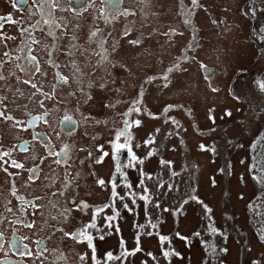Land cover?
<instances>
[{
	"label": "flooded vegetation",
	"instance_id": "obj_1",
	"mask_svg": "<svg viewBox=\"0 0 264 264\" xmlns=\"http://www.w3.org/2000/svg\"><path fill=\"white\" fill-rule=\"evenodd\" d=\"M155 1L0 0V112L4 114L0 116V154L10 153L0 159V264H75L67 260L66 255L72 254H67L58 242L80 245L85 251L89 249L86 242L78 243L64 233L78 231L83 224L91 221L95 208L113 203L110 200L111 182L114 180L118 185L122 178L116 168L129 161L127 148L116 153L109 141V150L96 156L94 164L107 157L111 159L113 172L108 179L96 173L82 178L74 171L72 175L43 171L52 161L58 165V170L65 168L72 157L73 143L70 139L80 129L85 140L88 129L92 131L104 125L107 131H111V141H114L116 130L123 128L124 121L128 120L132 136L130 147L133 148V133L138 128L134 121L139 120L145 125L155 115L148 108L146 110L145 104L151 84L163 88L170 75L179 71L182 73L186 66H192L194 58L197 59L199 17L212 30L216 3L212 6V0H197L196 4L192 0H171L168 5L166 0H158L154 14L152 5ZM220 1L228 4L226 16L232 11L242 18L251 16V12L244 10L246 0ZM165 3L168 6L166 10L170 12L161 15L160 10L164 8V12L162 4ZM173 10L176 21L179 20L176 25L184 28L186 43L178 46L179 54L170 66L163 65L156 72L137 80L146 68V60L139 50L137 54L131 51L142 45L146 51L151 40L150 33L162 38L166 28L158 22L151 28L149 23L164 20L161 16L172 14ZM238 15L236 18L240 20ZM176 33H171L164 43L171 42L173 45L175 36L179 34ZM160 60L158 58L156 66H160ZM147 67L152 68L150 64ZM168 69L172 70L169 72ZM206 69L196 68L197 75L204 77ZM118 74L126 76L119 86L116 81L110 80L114 79L112 75ZM165 75L166 81L163 79ZM152 77L155 79L148 83ZM254 101L255 105H259L264 100ZM50 102L54 111L48 109ZM70 104L73 107L69 108ZM107 104L110 105L108 109ZM164 107L160 108L162 120H165ZM133 108L140 111H129ZM75 110L73 116L72 111ZM105 112V117L95 118ZM49 115H55L52 125L47 122ZM191 129L200 136L210 133L200 132L194 124ZM57 135L64 139V143L56 149ZM93 135L98 138L100 134L94 131ZM119 142H124L123 137ZM255 154L246 148L244 164L252 162ZM13 160L23 167L13 166ZM5 168L7 171H4ZM98 179H103L105 186L99 185ZM94 189L101 194L103 190L107 192L104 201L100 194L93 197L87 193ZM79 190H84V200L77 199ZM92 197L97 201H89ZM73 200L77 205L81 201L86 202L89 207L84 211L75 210ZM29 202L39 207L33 208ZM117 203L118 200L113 207H104L96 215L97 229H101L105 217L111 216L104 215V212L113 214L114 210L123 211L122 205L118 209ZM137 206L136 202L133 207ZM67 209L71 211H64ZM36 214L41 215L52 232L59 236L58 242L37 236ZM89 232L98 241L96 237L100 231L89 229ZM54 245L60 254H53L51 247ZM95 248L96 255L98 251Z\"/></svg>",
	"mask_w": 264,
	"mask_h": 264
},
{
	"label": "rangeland",
	"instance_id": "obj_2",
	"mask_svg": "<svg viewBox=\"0 0 264 264\" xmlns=\"http://www.w3.org/2000/svg\"><path fill=\"white\" fill-rule=\"evenodd\" d=\"M212 1V6L216 3L213 29H209L206 22L199 17L195 62L192 66H186L182 73L179 71L170 75L166 87L159 89L151 84L145 104L146 110L148 108L155 115H152L145 125L138 126L137 132L133 133L132 143L133 153L143 159L144 163L125 167L129 159L120 164L121 173L124 175H121L116 188V191L124 196L125 192L129 191L124 184L130 183L131 191L137 194L138 206L133 207L131 197H126L123 202L117 199L118 209L122 203H128L133 211L129 212L123 208L117 219L112 222V228H108L106 221H103L96 237L98 241L94 239L98 251L96 264H264V240L260 238L264 230V185L245 172L246 165L241 159L245 146L251 150L255 148L257 159L256 163L251 165L250 172L256 177L264 176L261 171L264 169V141L261 137L264 135V104H254L256 99L264 100V90L258 83L264 82V4L261 0H246L244 10L257 11L255 18L247 19L251 16L242 18L235 11L226 16L228 4L220 0ZM157 2L158 0L152 5L154 14ZM166 3L169 5L171 0H166ZM166 3L162 4L165 10L163 12L164 8H161V15L170 12L166 10ZM173 12L174 10L172 14L161 16L164 19L162 21H149L151 28L155 22L166 28V37L163 34L162 39L150 33L151 40L146 51L143 45L131 51L137 54L139 50L141 57L146 60V68L137 76V80L156 72L163 65L170 66L179 54L178 46L186 43L184 28L176 25L179 20L176 21ZM237 15L240 20L236 18ZM229 26V32L224 33V29ZM146 31L150 32V29ZM258 31L260 34H257ZM171 33L177 34L175 43H164V39H169ZM178 41L180 43H177ZM158 58L162 61L161 67L156 66ZM147 64L152 68H148ZM202 67L209 70V75L205 78L197 75L196 68ZM243 72H246L247 77H244ZM112 76L114 79L110 80L116 81L117 86L120 81L126 79L122 74ZM169 105L173 107L165 112V120H162L163 113H160V108H168ZM71 107L73 104L69 105V108ZM48 109L55 110L51 102ZM77 110L72 111L73 116ZM229 112L231 115L227 114ZM106 114L107 112L95 118L105 117ZM247 118L249 122L243 123ZM54 119L55 115L47 116L48 124L52 125ZM192 124H195L198 130L216 128L218 131L202 138L192 131ZM94 131L100 134L98 138L94 137ZM86 135L84 140L80 129L77 135L71 137L72 157L64 169L58 170V165L52 161L43 172H65L68 175L77 172L82 178L96 173L108 179L113 172L111 159L107 157L97 164H94V161L98 154L102 155V151L109 150L107 142L111 141V131H107L102 125L92 131L88 129ZM149 140L152 143H146ZM55 141L56 149L64 143V139L58 135ZM201 145H204V150ZM149 152L153 154L149 156ZM161 161L172 163L166 167ZM46 162L47 160L44 164ZM141 170L147 174L144 177V186L148 188L147 194L151 197L147 205L139 199V196L144 194L143 190L137 187ZM173 171L179 175L171 176ZM148 176L152 178L148 179ZM158 183L164 187L159 188ZM169 184L173 185L171 191L168 190ZM83 192L84 190L78 191V200H84ZM87 193L93 197L100 194L103 201L107 195L104 190L101 194L96 189ZM192 195L198 197L203 205H207L211 212L206 213L201 203L188 199ZM93 197L89 201H97ZM185 199H188V202L182 203ZM157 203L159 208L154 206ZM104 215L113 214L104 212ZM34 223L39 229L37 236L58 242L59 236L52 232L50 225L46 224L41 215L34 216ZM152 224L156 227H151ZM141 225L145 227H140ZM117 226L119 232L116 231ZM212 228L217 230L215 234L211 232ZM149 232L151 235L146 234ZM195 233L200 235L196 236ZM100 235H104L103 240L99 239ZM161 235L169 237V240L161 244ZM121 240L124 241V248L128 252H132L137 246L140 251L135 255L122 256ZM58 245H61L67 254H72L66 255L68 261L75 264L94 263L91 249L85 251L82 246L66 241L61 244L58 242ZM52 247L53 254H60L56 245ZM212 247L216 249L215 254L211 251ZM165 250L179 253V256L170 255L165 258L162 255ZM107 252H112L113 257L120 258L108 261L105 256ZM148 253H152V256ZM82 254H86V262L80 260Z\"/></svg>",
	"mask_w": 264,
	"mask_h": 264
},
{
	"label": "snow or ice",
	"instance_id": "obj_3",
	"mask_svg": "<svg viewBox=\"0 0 264 264\" xmlns=\"http://www.w3.org/2000/svg\"><path fill=\"white\" fill-rule=\"evenodd\" d=\"M192 3L193 4H196L197 3V0H192ZM10 19V18H9ZM125 35H127V33H125ZM165 35H167V33H165ZM131 43L133 44H138L139 41H131ZM7 55V54H5ZM172 69H168V71L170 72ZM155 79V77H152V78H149L148 79V83H151V81ZM163 79L166 81L167 80V76L165 75L163 77ZM259 83V87L264 90V82H258ZM167 86V84H165V87ZM32 87H36L34 84L32 85ZM217 89H213V91H216ZM136 103V102H134ZM41 106H43V102L41 101ZM173 106L172 105H169L168 108L165 109V111H168L169 109H171ZM132 110H135L137 112L140 111L139 108H133V109H130L129 111H132ZM228 115H231V113H227ZM3 112H0V116H3ZM39 117H37L38 119ZM212 117H210L211 119ZM5 119H8V117H5ZM67 119V118H66ZM17 123H22L20 121H18ZM129 121L128 120H125L124 121V127L119 129V130H116V134H115V140L114 141H110V143L112 144V148L114 150V152L116 153H119L120 150L122 149H125L127 148V151L129 153V156H130V161L127 165H125V167H135L136 164H143L144 163V160L143 159H139L132 151V148L130 147V143H131V140H132V136H131V133L129 132ZM135 125L136 126H139L140 125V121L139 120H135L134 121ZM121 137H123V140L124 142L123 143H120V139ZM146 143H152L151 140L149 141H146ZM139 146V145H137ZM202 150H204V145H201L200 146ZM153 153L152 152H149L148 155L151 156ZM10 153L9 152H3L2 154H0V159L3 158V156H9ZM91 155V153L89 154ZM105 156L108 155L107 152L104 153ZM57 163H59V161H56ZM172 162L170 161H161V164L164 165V166H170ZM12 165L17 167V168H21L23 167V165L21 164H17L15 160L12 161ZM251 170V169H250ZM4 171H7V169L5 168ZM262 172H264V169L261 170ZM116 172L117 173H120L121 175H124L123 173H121V169L119 167V165H117V168H116ZM145 173H143V171L141 170V179H140V182L139 184L137 185L138 188H141L143 190V195H140L139 196V199L145 201L146 205L151 201V197L147 194L148 193V188L144 186V177H145ZM179 174L176 173L175 171L171 172V176L175 177V176H178ZM152 177L151 176H148V179H151ZM31 179V177H30ZM254 179H257L258 182H260L262 185H264V176H261V177H256L254 176ZM125 181H126V177H125ZM71 183V182H69ZM97 183L101 186H105V181L103 179H98ZM111 196H110V200L113 202L112 204H109V205H104L103 207H97L94 209V215L91 219V221L87 224H83L81 226V228L74 232V233H64L65 236H69L70 238L74 239L76 242L78 243H85L86 242V245H87V248L91 249L92 253H93V256H92V260L94 261V264H96L97 262V258H96V248H95V245H94V239L95 237L92 235L91 232H89V229H93V230H96V231H100L99 229H97V225H96V215H98L101 211H103V208L104 207H113L114 205V202L119 199L120 201H124L126 197H131L132 198V203L135 204L136 203V193L132 192L131 189H132V185L130 183H127L125 182L124 184V187L126 189H128L129 191L125 192L124 196H121L117 191H116V188L118 187V185L115 183V181L113 180L111 182ZM159 188H163L164 185L163 184H159L157 185ZM173 188V185L172 184H169L168 185V190L171 191ZM188 199H191V200H196L198 201L199 203H201L203 205V202L202 201H199L198 197H196L195 195H192V196H189ZM188 199H185L184 201H182V203H187L188 202ZM32 204V207L33 208H37L39 207V205H36L34 204L33 202H29ZM72 203L75 205V210H79V211H84L85 209H87L89 207V205H87L86 202H83L81 201L80 204H75V201L73 200ZM155 207L159 208L160 205L157 203L154 205ZM251 207V205H249ZM122 207L126 210H128L129 212H132L133 209L129 207L128 203H122ZM204 207V210L206 213H210L211 212V209L207 207V205H203ZM64 211H71V209H67V210H64ZM165 211H167V209H165ZM120 215L119 211H116L114 210L113 212V215L111 216H107L105 217V220H106V224H107V227L108 228H112L113 225H112V222L115 221L117 219V217ZM150 223V222H149ZM27 227H32L33 225H26ZM140 227H145L144 225H141ZM151 227L155 228L156 225L155 224H152ZM58 231H63V229H58ZM116 231L119 232V227L117 226L116 227ZM216 229L215 228H212L211 229V232L213 234L216 233ZM108 234H111V233H108ZM147 235H151V233H146ZM194 235L196 236H199L200 233H195ZM177 236H179V234L177 233ZM181 239H187L186 237H180ZM262 240H264V230H262V233H261V237H260ZM99 239L103 240L104 239V235H100L99 236ZM159 240L161 242V244H163L165 241H168L169 240V237L167 236H163L161 235L159 237ZM136 241H137V245L139 243V237L137 236L136 238ZM120 247L122 249V252H121V255L122 256H128V255H135L136 252H139L140 251V248L137 246L132 252H128L125 248H124V241L121 240L120 242ZM212 253L215 254L216 252V249L214 247H212L211 249ZM221 251H224L226 252L227 249H221ZM149 256H152V253H148ZM162 255L167 258L169 257L170 255H176V256H179V253H175L174 251H163ZM106 256V259L108 261H111L113 259H119L120 257H113V253L112 252H107L105 254ZM86 258V254H82L80 255V260L81 261H84ZM154 258V257H153ZM254 264H258V262H254Z\"/></svg>",
	"mask_w": 264,
	"mask_h": 264
}]
</instances>
